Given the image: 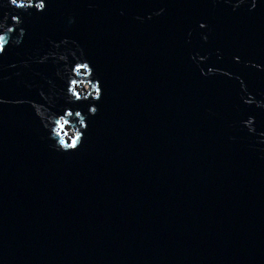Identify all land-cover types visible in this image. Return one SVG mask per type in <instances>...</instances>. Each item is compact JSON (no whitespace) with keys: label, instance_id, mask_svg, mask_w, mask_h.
I'll return each mask as SVG.
<instances>
[{"label":"water","instance_id":"water-1","mask_svg":"<svg viewBox=\"0 0 264 264\" xmlns=\"http://www.w3.org/2000/svg\"><path fill=\"white\" fill-rule=\"evenodd\" d=\"M234 4L0 0V264H264V0Z\"/></svg>","mask_w":264,"mask_h":264},{"label":"clouds","instance_id":"clouds-1","mask_svg":"<svg viewBox=\"0 0 264 264\" xmlns=\"http://www.w3.org/2000/svg\"><path fill=\"white\" fill-rule=\"evenodd\" d=\"M242 0H236V4L233 5V8H235L239 3H241ZM252 6H255V0H253V4ZM39 10V9H37ZM160 11H163V9H161ZM201 28L205 27V24L203 21L200 22L199 25ZM7 27L5 29V31L0 32V37H6V35H9L11 32L8 31ZM22 31V30H21ZM203 39H207V36H203ZM17 43H19V41H16ZM206 57L204 56H200L199 60H204ZM60 59L64 60L66 59V57L64 55H60ZM235 60H239V57H234ZM83 62V63H88L89 61L86 58H83L81 56V58H78L76 60V63L72 66V68H76L79 66V64ZM257 68L261 67L260 65H256ZM67 65H65V71L67 72ZM201 74L202 75H207L209 73H213V72H217V71H221L220 69H216L213 67H209L208 68V73H205L204 70L201 68ZM85 74H88V71L86 70ZM92 74V72H91ZM227 74V73H226ZM96 80V79H94ZM73 81L75 80H70L69 79V75L67 76V93L69 94L67 96V99L69 101H72L73 99L75 100H79L81 99V95L77 94L74 91L73 85L76 84L73 83ZM97 81V80H96ZM241 87H243V83L241 84ZM43 93H41L42 95ZM92 95V93H89ZM93 99H98L99 97L92 95ZM84 99H87L88 96H84ZM244 102L246 104H251V103H256L257 106L259 107H264V104H262L260 101H254L253 97L251 96V94H249V96L244 99ZM33 107L35 108V112L38 116H40L42 119H45L47 121V123L44 125L46 129H49L48 131V136L50 139L55 140V144H53L52 146L54 148H57L59 150H68V149H72V147L74 146V144L79 143L81 140V137L83 135L82 129H85L86 127V123H85V116L81 115V110L79 108H76L75 110H73L72 108H64L63 110V115H60V113H51L49 112V110L47 108H45L43 105L39 106V110L38 106L36 104L33 105ZM95 104H89L88 106V113L89 114H94V112L92 111L93 108H95ZM75 113V117L78 118V124H79V130L74 131L72 136H68V131H66V126L69 124V120H71L73 122V127H75V124L77 123V119L73 120L71 119V117H73L72 113ZM52 115H56L57 119L55 120L54 124L51 122L50 117ZM245 126H247L248 131L252 132L254 129L252 127L253 125V117L249 116L247 120L242 122ZM262 136H264V133L261 134ZM65 137H68V139L66 140ZM70 141V142H69Z\"/></svg>","mask_w":264,"mask_h":264},{"label":"snow or ice","instance_id":"snow-or-ice-1","mask_svg":"<svg viewBox=\"0 0 264 264\" xmlns=\"http://www.w3.org/2000/svg\"><path fill=\"white\" fill-rule=\"evenodd\" d=\"M9 2L11 5H14L17 8H25V9L34 7L36 10L37 9L44 10L47 6L46 0H9ZM5 19L8 20L9 16L5 17ZM10 19H11V21L15 22L16 27L22 23V20H21V17L19 14H12ZM0 27H3V25L0 24ZM8 31L12 32L13 27H9ZM20 34H21V36L24 34L23 28L20 29ZM8 42L9 41L5 37H0V54H3L6 51V46L8 45ZM73 70L77 71V72H79L81 70H87V71L93 72V69L90 65V62L80 63L79 66L74 68ZM73 83H75V81H73ZM98 85H99V80H97V83L95 85H93V87L95 88V96L100 97L102 95V90ZM0 102H2V101H0ZM97 110H98L97 107H95V108H93L92 111L94 113H96ZM79 143L74 144L72 149L77 148L79 146Z\"/></svg>","mask_w":264,"mask_h":264},{"label":"rangeland","instance_id":"rangeland-1","mask_svg":"<svg viewBox=\"0 0 264 264\" xmlns=\"http://www.w3.org/2000/svg\"><path fill=\"white\" fill-rule=\"evenodd\" d=\"M80 90L81 91H86L87 90V85L85 83H83L81 86H80Z\"/></svg>","mask_w":264,"mask_h":264}]
</instances>
